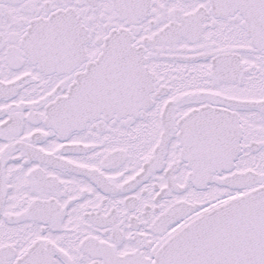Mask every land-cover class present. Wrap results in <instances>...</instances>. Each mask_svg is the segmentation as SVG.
Segmentation results:
<instances>
[{
  "label": "snow or ice",
  "instance_id": "6c2138e0",
  "mask_svg": "<svg viewBox=\"0 0 264 264\" xmlns=\"http://www.w3.org/2000/svg\"><path fill=\"white\" fill-rule=\"evenodd\" d=\"M0 264H264V0H0Z\"/></svg>",
  "mask_w": 264,
  "mask_h": 264
}]
</instances>
